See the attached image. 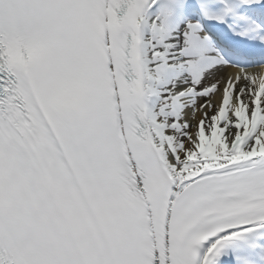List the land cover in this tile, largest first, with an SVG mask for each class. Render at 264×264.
I'll list each match as a JSON object with an SVG mask.
<instances>
[{"label":"snow or ice","instance_id":"obj_1","mask_svg":"<svg viewBox=\"0 0 264 264\" xmlns=\"http://www.w3.org/2000/svg\"><path fill=\"white\" fill-rule=\"evenodd\" d=\"M0 264H264V0H0Z\"/></svg>","mask_w":264,"mask_h":264}]
</instances>
